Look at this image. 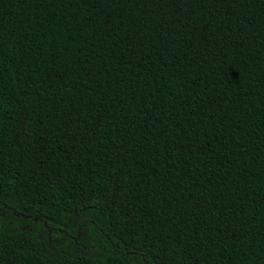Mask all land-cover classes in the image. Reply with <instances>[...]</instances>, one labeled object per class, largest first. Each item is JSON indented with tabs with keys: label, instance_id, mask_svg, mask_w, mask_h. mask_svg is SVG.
Listing matches in <instances>:
<instances>
[{
	"label": "trees",
	"instance_id": "1",
	"mask_svg": "<svg viewBox=\"0 0 264 264\" xmlns=\"http://www.w3.org/2000/svg\"><path fill=\"white\" fill-rule=\"evenodd\" d=\"M0 264H264V0H0Z\"/></svg>",
	"mask_w": 264,
	"mask_h": 264
}]
</instances>
